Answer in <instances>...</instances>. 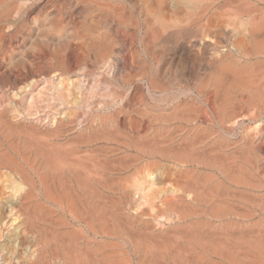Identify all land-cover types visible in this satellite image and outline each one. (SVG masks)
<instances>
[{"label":"bare ground","instance_id":"bare-ground-1","mask_svg":"<svg viewBox=\"0 0 264 264\" xmlns=\"http://www.w3.org/2000/svg\"><path fill=\"white\" fill-rule=\"evenodd\" d=\"M0 264H264V0H0Z\"/></svg>","mask_w":264,"mask_h":264}]
</instances>
